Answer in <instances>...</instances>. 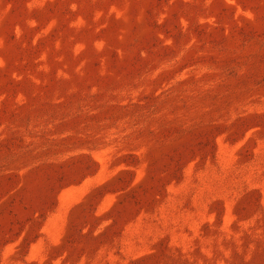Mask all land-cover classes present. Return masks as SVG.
<instances>
[{
  "label": "rangeland",
  "instance_id": "obj_1",
  "mask_svg": "<svg viewBox=\"0 0 264 264\" xmlns=\"http://www.w3.org/2000/svg\"><path fill=\"white\" fill-rule=\"evenodd\" d=\"M0 264H264V0H0Z\"/></svg>",
  "mask_w": 264,
  "mask_h": 264
}]
</instances>
